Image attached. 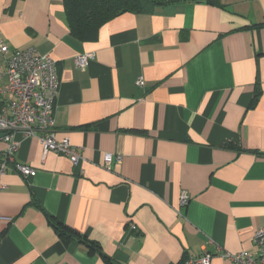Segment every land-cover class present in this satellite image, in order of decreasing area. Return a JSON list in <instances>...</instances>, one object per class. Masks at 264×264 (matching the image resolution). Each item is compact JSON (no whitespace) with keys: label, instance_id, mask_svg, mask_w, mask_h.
Masks as SVG:
<instances>
[{"label":"crops","instance_id":"crops-1","mask_svg":"<svg viewBox=\"0 0 264 264\" xmlns=\"http://www.w3.org/2000/svg\"><path fill=\"white\" fill-rule=\"evenodd\" d=\"M218 2L123 12L81 41L62 0H0L8 49L33 46L55 60L54 130L81 156L73 164L14 134L15 160L35 174L0 173V214L9 218L0 221V264H183L204 251L213 254L209 264H233L218 250L256 251L252 235L264 225V0ZM83 52L93 57L80 68L73 57ZM9 97L0 95V108ZM105 152L121 161L104 166ZM50 216L108 258L62 240Z\"/></svg>","mask_w":264,"mask_h":264},{"label":"built area","instance_id":"built-area-1","mask_svg":"<svg viewBox=\"0 0 264 264\" xmlns=\"http://www.w3.org/2000/svg\"><path fill=\"white\" fill-rule=\"evenodd\" d=\"M0 54L3 61V68L0 69V95H10L0 108V141L4 145L0 149V173L9 168L22 176L35 174L34 168L14 158L19 146L14 138L16 132L37 138L43 154L53 151L67 156L71 163H76L81 158L79 148L67 136H57L54 130V107L59 91L55 60L49 54L37 52L33 46L10 51L1 38ZM92 57L91 52L77 53L73 62L75 66L83 68ZM143 83V77L138 76L135 84L142 86ZM121 158V154L105 152L103 165L107 167L113 160L120 162ZM187 201L188 194L183 190L179 194V205L184 206ZM1 220L9 218L0 214ZM252 242L256 246L253 253L246 250H218V253L233 264H264V225L255 229ZM212 255L204 251L198 257H188L183 264H209Z\"/></svg>","mask_w":264,"mask_h":264},{"label":"trees","instance_id":"trees-1","mask_svg":"<svg viewBox=\"0 0 264 264\" xmlns=\"http://www.w3.org/2000/svg\"><path fill=\"white\" fill-rule=\"evenodd\" d=\"M175 1L199 0H62L65 21L70 34L84 41L94 39L99 27L111 18L123 12H152ZM211 4H218V0H204ZM259 92L255 90L250 106L254 105ZM56 234L64 241L77 240L88 247L90 251L108 258L97 243L85 238L64 222L47 218Z\"/></svg>","mask_w":264,"mask_h":264},{"label":"water","instance_id":"water-1","mask_svg":"<svg viewBox=\"0 0 264 264\" xmlns=\"http://www.w3.org/2000/svg\"><path fill=\"white\" fill-rule=\"evenodd\" d=\"M0 136H2V133H0Z\"/></svg>","mask_w":264,"mask_h":264}]
</instances>
